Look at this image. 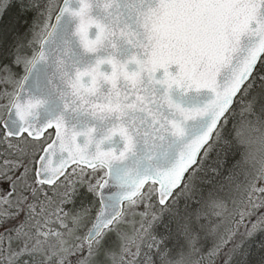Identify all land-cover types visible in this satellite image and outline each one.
<instances>
[{
	"label": "snow or ice",
	"instance_id": "1",
	"mask_svg": "<svg viewBox=\"0 0 264 264\" xmlns=\"http://www.w3.org/2000/svg\"><path fill=\"white\" fill-rule=\"evenodd\" d=\"M0 264H264V0H0Z\"/></svg>",
	"mask_w": 264,
	"mask_h": 264
},
{
	"label": "trees",
	"instance_id": "2",
	"mask_svg": "<svg viewBox=\"0 0 264 264\" xmlns=\"http://www.w3.org/2000/svg\"><path fill=\"white\" fill-rule=\"evenodd\" d=\"M237 159L239 158V157H236ZM210 163H211V161H210ZM238 181L239 182H243L244 181V176L243 175H240V176H238Z\"/></svg>",
	"mask_w": 264,
	"mask_h": 264
}]
</instances>
